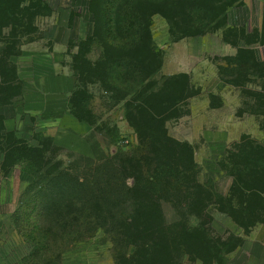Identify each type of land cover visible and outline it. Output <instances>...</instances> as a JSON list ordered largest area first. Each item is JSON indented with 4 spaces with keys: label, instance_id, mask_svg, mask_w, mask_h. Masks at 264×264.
Masks as SVG:
<instances>
[{
    "label": "trees",
    "instance_id": "obj_1",
    "mask_svg": "<svg viewBox=\"0 0 264 264\" xmlns=\"http://www.w3.org/2000/svg\"><path fill=\"white\" fill-rule=\"evenodd\" d=\"M31 3L32 8L44 7V15H52L53 9L42 6L37 0H0V43H8L13 37L19 39L8 34L19 25L26 26L23 20ZM240 4L242 0L91 1L93 32L74 43L69 42L78 48L70 65L79 80L71 101L72 109L82 120L94 125L89 114L82 112L89 106V97L79 89L81 78L86 74L108 84V91L110 89L123 101H131L127 108L129 104L134 105L135 112H128L126 118L138 134L139 145L136 150L117 156L102 157L94 150L96 157L83 155L87 162L83 168L66 167L64 162H59L50 169L44 166L47 151L43 141L36 146L13 132L2 136L3 140L8 136L11 142L6 157L14 152L18 155L11 167L18 158L22 159L35 178L22 196L25 199L32 194L33 203L22 205L16 214L19 216L17 228L32 247L27 264H60L63 254L75 243L94 237L100 229L110 237L115 249L124 248L123 255L118 251L116 256L122 261L120 264H150L146 261L162 260L164 256L159 246L168 240L152 239L160 230L167 229L166 234L182 238L201 233L198 241L202 243L212 240L208 233L210 220L194 224L193 217L202 220L203 210L191 207L200 201L221 198L236 209L239 207L237 188L251 183L256 174L249 165L250 160H246L243 168L234 160L230 175L236 190L221 194L212 181L200 179L201 169L194 147L169 133L167 113L187 103L192 97L189 89L193 86L187 73L158 79L163 60L154 42L152 16L162 15L171 28L179 26L185 36L221 31L224 41L237 47L235 55L225 58L229 67L225 70L264 76V7L260 26L231 25L230 9ZM27 24L31 25L30 21ZM96 42L99 46L93 49ZM18 44L8 51L0 49V105L11 103L21 95L22 82L11 58L20 53L26 41L20 40ZM97 49L100 53L94 59L92 56ZM96 72L102 77L95 76ZM173 90L180 91V95L162 99L166 92ZM164 104L167 109L162 112L160 107ZM144 113L146 119H140ZM248 145L253 146V142ZM261 165L260 172L264 171V163ZM260 192L264 194V190ZM180 194H185L184 199L179 200ZM30 204L34 206L31 208ZM167 208L178 211L176 216L169 217ZM131 235L145 238L132 240ZM141 243L151 244L145 254L138 252ZM170 258L165 259L169 262Z\"/></svg>",
    "mask_w": 264,
    "mask_h": 264
},
{
    "label": "rangeland",
    "instance_id": "obj_2",
    "mask_svg": "<svg viewBox=\"0 0 264 264\" xmlns=\"http://www.w3.org/2000/svg\"><path fill=\"white\" fill-rule=\"evenodd\" d=\"M37 1L43 3L42 6L47 5L52 8V15H44L42 13L44 7L32 8L31 3V9L27 10L26 19L23 20L26 26L19 25L12 33L10 32L11 34H8L11 37L16 35L19 39L13 37L8 43H0V49L8 51L9 47H18L20 40L26 41L24 45H28L31 38H34L33 41L40 42L38 44H43L44 41L41 39L47 35H54L55 39L66 41L64 49L68 53L66 62L69 67L67 69L71 70L70 65L74 62L73 56L78 48L69 45L70 40L74 43L94 30V14L90 10L92 0ZM263 7L264 0H242V4L230 9L229 23L249 28L260 26ZM67 16L71 17L70 30L58 28L57 21ZM31 19H34L33 23ZM28 21L31 25L27 24ZM179 28V26L171 28L167 19L160 14L152 16L154 42L161 51L163 60L158 79L162 76L187 73L193 86L189 89L192 97L187 103L167 113L169 133L174 138L188 142L194 147L195 159L201 169L200 179L203 182L212 181L214 188L221 194L228 195L231 189H235L230 175V169L235 166L234 160L235 164L241 168L246 160H250L249 165L254 168L256 175L251 183H244L239 189L237 188L239 207L236 209L231 207L229 201L221 198H214L210 202L200 201L191 207L194 210H203L202 220L193 217L194 224L210 220L208 233L212 238L211 241L199 242L201 233L182 238L177 234H166L167 229L160 230L159 234L152 239L159 237L163 241L168 240V243L159 246L161 247L159 252L164 257L162 260L146 262L150 264H230L232 253L242 245L243 238L250 235L256 226L264 224V194L260 192L264 190V171H259L260 166L263 167L261 162L264 163V76L241 75L238 72L232 73L225 70V68L229 69L225 58L235 55L237 47L225 42L221 31L204 36H185ZM68 33L73 37L67 39ZM49 43L51 41L48 40L47 44ZM97 46L99 44L96 42L92 48ZM99 53V50L96 51L92 57L97 59ZM156 64H159V61ZM95 76L102 77L98 73ZM93 78L85 74L81 78L79 87L89 97V106L82 112L84 114L87 112L94 122L91 138L89 139L90 135L88 137L93 153L85 156L96 157L94 150H97L102 157L109 154L117 156L121 152L136 150L139 145L138 134L126 118L128 112H135L134 105L130 107L129 104L128 108L131 109H128L127 104L131 101L121 100L116 93L110 89L108 91V84ZM77 82L79 83L78 77ZM177 95H180V91L173 90L166 92V96L162 99L168 100ZM165 104L160 107V111L167 109ZM143 115L140 119L145 120L146 114ZM50 138L43 136L39 140L43 141L44 149L47 151L44 166L52 169L59 162H64L66 167L71 166L77 169L87 164L84 154L57 147ZM251 142L253 146L248 145ZM10 143L8 136L7 140L0 137V161L4 171L11 168L12 162L18 156L14 152L12 156L6 157V150ZM124 146L125 149H123ZM21 160L18 158L14 166H23L26 178L30 181L22 193L23 196L35 178ZM22 196L12 216L11 225L0 226V262L3 264H27L32 251L31 244L25 240L22 232L17 228L16 221L19 220V216L16 214L22 205L28 202L33 203L34 197L29 194L23 199ZM178 197L182 200L185 194H180ZM33 206L30 204L31 208ZM166 211L169 217L176 216L178 212L173 208H167ZM179 230L176 229L177 232ZM130 238L141 240L145 237L131 235ZM146 238L151 240L150 236ZM150 245L141 243L138 249L139 254L149 251L147 249ZM127 248L132 252L135 251L129 245ZM123 249L122 251L115 249L110 237L100 229L94 237L75 243L63 254L60 264H120L122 261H118L116 256L118 251L123 255ZM168 256L172 258H170L172 261L168 262L165 259Z\"/></svg>",
    "mask_w": 264,
    "mask_h": 264
},
{
    "label": "crops",
    "instance_id": "obj_3",
    "mask_svg": "<svg viewBox=\"0 0 264 264\" xmlns=\"http://www.w3.org/2000/svg\"><path fill=\"white\" fill-rule=\"evenodd\" d=\"M70 23L71 17L67 16L61 17L56 25L70 30ZM70 37L73 36L68 33L67 39ZM48 40L51 43L47 44ZM41 41L43 44L32 41L24 45L20 53L11 58L22 90L13 102L0 105V137L13 132L18 138L38 146L40 137L48 136L57 146L91 155L88 136L94 127L72 109L71 100L78 82L72 69H67L66 41L57 40L54 35H47ZM29 182L23 166L4 171L0 161V226L11 225L18 201ZM250 233L232 253L230 264H264V224Z\"/></svg>",
    "mask_w": 264,
    "mask_h": 264
}]
</instances>
